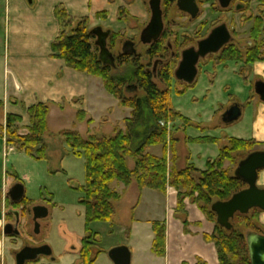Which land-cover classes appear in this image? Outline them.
<instances>
[{
	"label": "trees",
	"instance_id": "1",
	"mask_svg": "<svg viewBox=\"0 0 264 264\" xmlns=\"http://www.w3.org/2000/svg\"><path fill=\"white\" fill-rule=\"evenodd\" d=\"M169 2L174 3L173 0ZM54 15L59 25V35L51 46L52 57L63 60L68 68L76 72L101 79L106 91L119 102V106L132 110L130 118L124 120V129L117 130L112 137L91 135L85 139L77 131L70 130H64L58 135L68 144L71 155L82 158L85 163L86 184L79 188L82 195L80 205L85 209L87 227L79 251L81 263L95 264L103 252L99 248V235L94 233L90 226L98 222L114 224L115 204L121 200L122 195L112 186L118 183L128 188L136 183L140 190L151 189L161 193H166L168 187L174 188L178 193L176 214L183 221L185 232L190 225L186 201L191 200L197 205L199 210L215 224L213 234L205 235V240L215 245L219 264H251L246 236L237 229V226L261 233L256 230V224L262 212L253 210L248 215L237 214L232 222V230L227 231L217 225L216 215L211 207L216 202L229 201L233 195L247 188L242 181L231 174L229 169L225 168V163L230 162L236 167L249 154L259 151L257 148L261 145L253 140L231 138L229 145L221 149L219 157L207 162L205 171H200L193 165H188L182 170L170 169L166 151L169 129L167 125L161 126V123L181 120L185 126L191 125L188 119L174 109L171 102L174 67L172 61H167L170 51L168 44H165L170 31H167L159 42L153 44L145 57L150 59V62L146 61L148 67L151 66V61L163 60L161 64L159 63L157 75H154L153 72L147 71L148 67L142 63V57L139 55L118 57L116 69L104 66L99 60L96 39L89 30V18H75L64 6L57 7ZM97 15L105 20L108 17L107 12ZM126 18H131L129 11L127 8H120L118 21L123 22ZM119 37L118 34L112 33L110 46L108 44L110 50L115 47L116 39ZM251 40L253 46L246 52L238 48L223 50L219 54V63L232 62L252 69L256 63L264 62L262 17L255 19ZM122 66L128 67L125 74H113V71ZM155 79L165 85V89H160L154 82ZM130 84L136 86L138 91H142V96L136 95L135 92L127 95L125 90ZM25 112L30 123L26 129L27 133L20 134L18 128L23 118L10 114L6 117L5 125H0V137L3 138V133L6 132L7 145L14 146L18 151L36 160H46L48 145L45 138L49 135L50 105L37 104L26 108ZM86 116L87 113L80 111L77 114L78 122H83ZM93 123V120L89 119L88 125ZM154 146L164 147L162 158L147 153V150ZM235 154L242 156L236 158ZM129 160L134 161L133 169L128 165ZM25 204L31 205L32 202L25 200ZM153 232L155 239L152 252L157 257H165V223L153 224ZM198 264L206 263L199 260Z\"/></svg>",
	"mask_w": 264,
	"mask_h": 264
},
{
	"label": "rangeland",
	"instance_id": "2",
	"mask_svg": "<svg viewBox=\"0 0 264 264\" xmlns=\"http://www.w3.org/2000/svg\"><path fill=\"white\" fill-rule=\"evenodd\" d=\"M2 1L4 2L5 0L0 1V12L3 14L4 6L3 12L1 11ZM40 1L44 8L55 6V11L57 7L64 6L69 11V5L72 11L75 10L76 13L82 7H85V11L90 13L93 3L92 0H89L91 5L89 6V3L86 2L83 6L82 0H61V3L55 5L53 0ZM110 1L113 2L115 0ZM123 2L126 4L131 2V0H123ZM149 2L150 0H137L136 3L138 4L133 10L136 13V9L144 8L147 12L146 20L144 21L131 17L126 18L123 22L114 21L110 23V21H106L108 17L105 20L103 17L96 15L92 19L89 18V30L92 31L97 27H101L104 31L111 30L113 34L120 36L116 39V45L111 50L116 58L123 56L122 46L126 41L135 42L137 55L142 57V63L148 67L145 57L150 47L141 43L140 36L150 21ZM243 2L248 4V6L250 5L251 8L241 14L226 13L222 16L216 13L218 11L217 6H214V8L216 7L215 9L213 8L214 2L202 4L200 5V16L194 22H190L189 17L177 8L175 1L174 3H168L166 0H162L165 29L166 32L170 31L165 39V44L170 43L173 45L174 51H177L179 56V58L172 60V57H170L171 52H168L167 61H172L174 72L180 63L182 51L191 48L193 45L196 46L197 41L206 37L221 22H226L231 27H234L238 48H248L249 41L253 43L250 31L254 25L249 18L252 17L253 19L257 16L264 18V6L261 5L262 3L259 0H243ZM121 8L126 7L123 6ZM169 36L172 38L168 39ZM0 37L5 38L2 28H0ZM110 42L109 39V46ZM61 61L64 62L63 60ZM154 64L155 61H151V66L149 67L151 72L154 69ZM198 68L199 75L194 85L189 86L180 83L175 77L171 85V102L174 109L179 111L184 117L192 120L194 124L185 126L181 120H175L167 123V125L169 124L167 127L169 129L168 141H173L176 137L177 128L181 131L180 134L183 133L192 137L193 140L181 142V152L191 154L195 164L198 167L205 168L209 160H214L217 157L221 146L229 145L230 138H248L251 136L252 129L248 111L243 114L239 121L229 126L222 125L221 119L225 108L229 104H245L250 96H255L252 87L259 79L253 75L251 68H245L242 64L232 62L220 64L219 54L210 55L201 60ZM127 70V66H122L118 70L113 71V74L123 75ZM15 75L19 76V72L12 70V64L9 62L8 57L5 58L3 60V69H0V85L4 83L7 89L8 86H11V81ZM154 82L160 89H165V85L158 79H155ZM132 87L133 85L130 84L129 88L131 90L129 92L125 90L127 95H132L135 92L136 95L142 96V91H133ZM1 91L0 86V98L3 96ZM121 108L120 116H123L124 113H132L131 109ZM110 113L113 116V111ZM75 116V113L67 110V113H63L60 118L51 120L50 128L48 125L49 135L45 138V142L48 145V159L46 160H36L24 152L18 151L14 146L7 145L6 132L3 133V138L0 137V195H2V200H4L6 195L4 188L9 187L15 180H19L25 187V199L32 202L31 206L42 205L49 210V216L40 222V233L35 237L34 244L36 246L48 245L52 250V255L50 257L43 256L40 260L28 262L27 264H82L79 251L87 227L85 209L80 205L82 195L79 192V188L86 184L85 163L82 158H76L71 155L68 144L58 135L64 130H70L77 131L85 139L91 136L92 133L98 136H110L114 129L117 131L118 127L114 128V125H110L108 122H104L99 127L97 124L88 125L90 119L88 115L83 122H78V118ZM94 117L97 122H100L101 113H94ZM111 119L113 118L111 117ZM0 120H2V115H0ZM29 124L28 117L27 122L23 119L18 124L20 134L24 135L27 133L26 129ZM196 126L207 128L205 132L212 138L200 139V128ZM261 148L260 146L257 149ZM235 156L238 158L242 154H235ZM130 162L131 160H129ZM236 167L230 162L225 163V168L229 169L232 175H234ZM120 185L115 183L112 187L119 193ZM258 186L264 189V171L259 173ZM190 202L192 201L190 200ZM128 206L129 203L126 200L117 208L118 214L113 227L101 222L90 226L93 232L99 234V248L103 251L95 264H114L108 256L109 251L117 246H126L128 244L127 232L122 229V225H125L127 218ZM200 215L201 212L198 210L191 212L193 219ZM26 218L28 219V217ZM25 223L28 224L27 233L33 238L31 236L33 235L32 218L25 220ZM256 227V230L264 234L263 212L258 216ZM237 229L242 231L245 236L252 232L250 228L237 226ZM24 243L29 244L30 240L28 238H24V240L22 238L16 240L7 239V248L12 264H16L15 253L24 246ZM30 244H33V242Z\"/></svg>",
	"mask_w": 264,
	"mask_h": 264
},
{
	"label": "crops",
	"instance_id": "3",
	"mask_svg": "<svg viewBox=\"0 0 264 264\" xmlns=\"http://www.w3.org/2000/svg\"><path fill=\"white\" fill-rule=\"evenodd\" d=\"M31 1L33 4H30L28 0L2 1L1 11L3 12L4 6V13L0 12V28L4 31L5 38L0 37V69H3V60L8 57L12 70L18 71L19 76L15 75L11 86L7 89L4 83L0 85L3 94L0 98V115H2L0 124L5 125L6 117L10 114L21 116L27 122L25 109L42 103L50 105L49 128L51 120L60 118L63 113L70 110L76 114L75 117L80 111L87 113L94 122L92 125L97 124L99 127L106 121L110 125L113 124L114 128L118 127L117 130L124 129V120L130 118L131 113L120 116L122 108L119 107V102L109 95L101 79L76 72L68 68L60 59L52 58L51 46L59 35V28L53 14L55 6L44 8L40 0ZM53 1L55 5L61 3V0ZM136 1L131 0L125 4L123 0L113 2L92 0L90 13L85 11V7L76 13L69 5L68 12L73 17L91 19L98 13L107 12L106 21L111 23L118 21V10L124 6L131 17L144 21L147 16L144 8L136 9V13L133 12L138 4ZM86 2L90 1H81L83 6ZM88 5L90 6L91 3ZM252 72L257 79L264 81V62L256 63L252 67ZM231 105L233 106L229 104L225 108L224 113ZM238 105L242 109V116L249 112L252 134L248 138L236 139L256 141L262 147L259 150H262L264 148V103L255 95L250 96L245 104L238 103ZM94 113H101L100 122L95 120ZM188 120L191 125L194 124L192 120ZM222 125H224L223 122ZM196 127L200 128V139L212 138L206 134L207 128ZM180 132L177 128L176 137L173 142L169 140L166 147L169 168L182 170L188 165H193L196 169L205 171L206 166L198 167L191 154L181 152V142L193 139ZM115 133L116 129L108 137L114 136ZM226 146L227 144L221 146L214 160ZM147 153L162 158L164 147H151ZM128 165L130 169H133L134 161L131 160ZM12 184L4 188V192H7ZM118 191L122 195V200L115 204L116 217L117 208L126 200L129 203L127 218L122 229L128 235L129 241L126 247L131 251L132 264H198L199 260L206 264H219L215 245L205 240V235L213 234L215 224L199 210L197 205L187 200L186 211L190 225L185 232L183 221L176 214L178 193L174 188L168 187L166 193H161L151 189L140 190L137 184L133 183L128 188L121 184ZM193 210L201 212L196 219L191 217ZM5 212L0 205V264H12L7 248V238L3 235L6 223ZM155 223L166 225L165 257H157L152 252L155 239L153 224ZM110 226L113 227L114 224Z\"/></svg>",
	"mask_w": 264,
	"mask_h": 264
},
{
	"label": "water",
	"instance_id": "4",
	"mask_svg": "<svg viewBox=\"0 0 264 264\" xmlns=\"http://www.w3.org/2000/svg\"><path fill=\"white\" fill-rule=\"evenodd\" d=\"M33 4L31 0H28ZM220 5L225 9L230 6L232 0H218ZM178 9L189 14L192 19L199 16L200 9L196 0H178ZM149 9L151 19L146 28L142 31L140 41L144 46H152L158 42L164 33V18L161 0H150ZM95 37V45L99 49V60L104 66L117 68V58L110 50L108 41L112 31H104L103 28L97 27L91 31ZM231 35L225 25L215 28L210 35L200 41L197 47L186 49L182 52L181 61L174 72L175 79L186 85H193L199 75V63L201 60L210 55L218 54L225 46L229 44ZM122 55H137L135 42L128 40L122 46ZM157 66V64H156ZM155 66V67H156ZM137 91L136 86L132 87ZM128 87L126 91H130ZM255 95L264 103V81H257L254 84ZM242 117L240 105L234 104L222 116L224 125H232ZM264 171V151H256L249 154L245 159L240 161L234 177L242 181L247 188L235 195L229 201L216 202L212 205L211 210L216 215L217 225L221 228L231 231L232 222L237 214L248 215L253 210H259L264 213V189L258 186L259 173ZM8 197L14 203L21 202L25 197V187L17 184L9 191ZM35 220L45 219L49 212L45 207H35L33 210ZM13 226L8 224L4 227V235L19 236V232H12ZM39 232V224L36 225V233ZM248 252L251 264H264V235L251 232L246 236ZM51 256V251L47 247L30 248L26 247L16 255V264H27L36 261L40 256ZM109 258L114 264H132V254L128 247L121 246L113 248L108 253Z\"/></svg>",
	"mask_w": 264,
	"mask_h": 264
},
{
	"label": "flooded vegetation",
	"instance_id": "5",
	"mask_svg": "<svg viewBox=\"0 0 264 264\" xmlns=\"http://www.w3.org/2000/svg\"><path fill=\"white\" fill-rule=\"evenodd\" d=\"M162 1V0H161ZM169 1H171V0H166V2H169ZM173 1H175L176 2V5H177V2H178V0H173ZM196 2H197V4H198V6H199V9H200V5H202V4H209V3H211V2H214L215 4L213 5V8H214V6H217V10L218 11H216V13H219V14H221L220 16H222V15H225L226 13L228 14V13H234V14H241V13H243V12H246L247 10H249L251 7H250V5L248 6V4H246V3H244L243 2V0H232L231 1V3H230V6L226 9H224L221 5H220V3H219V1L218 0H196ZM262 4L261 5H263L264 6V1L262 2V1H260ZM149 5V4H148ZM178 8V7H177ZM216 8V7H215ZM214 8V9H215ZM151 13V12H150ZM183 13V12H182ZM164 14V13H163ZM183 14H185V15H187L188 17H189V20H190V22H194L199 16H200V13H199V16L196 18V19H192V17L189 15V14H186V13H183ZM258 17V16H257ZM257 17H255V18H253L252 19V17H250L249 18V20H250V22H252L253 23V25H254V22H255V19L257 18ZM261 17V16H260ZM163 18H164V33H163V35H162V37H161V39L163 38V36H164V34L166 33V29H165V17H164V15H163ZM150 19H151V16H150ZM264 19V18H263ZM150 22V21H149ZM221 25H225L226 27H227V29H228V31H229V33H230V35H231V40H230V42H229V44L227 45V46H225L218 54H220L223 50H225V49H228V48H238V44H237V42H236V40H237V37H236V32H235V29H234V27H231L230 25H228L226 22L225 23H223V22H221L219 25H217L216 27H214L210 32H209V34L206 36V37H204V38H202V39H200L199 41H197V44H196V46H192L191 48H194V47H197V45H198V43L200 42V41H202V40H204V39H206L209 35H210V33L215 29V28H217V27H219V26H221ZM252 30V29H251ZM250 36H251V31H250ZM172 37H170V39H171ZM160 39V40H161ZM159 40V41H160ZM158 41V42H159ZM157 43V42H156ZM168 49H169V51L171 52V56L170 57H172V60H175L177 57H179L178 56V53H177V51H174V46L173 45H171L170 43H168ZM153 46V45H152ZM152 46H149L150 47V49H151V47ZM252 46H253V43L252 42H250L249 41V44H248V48H244V47H242V49H240V48H238L240 51H242V52H246V51H248V50H250L251 48H252ZM189 49V48H188ZM186 50V49H185ZM184 51V50H183ZM182 51V52H183ZM182 55V54H181ZM145 61H147V62H150V59L149 58H146L145 59ZM181 61V60H180ZM163 62V60H161V59H157L156 61H155V66H156V64H157V66L155 67L154 66V69L152 70V72L154 73V75L156 74L157 75V70H158V68H159V66H160V64ZM160 63V64H159ZM236 64V63H235ZM147 71L148 72H150L151 70H150V68L148 67V69H147ZM17 184H22L20 181H14L13 182V184H12V186L9 188V190L6 192V195H5V193H4V195H5V198H4V200H2V195H0V205L1 206H3L4 207V210L6 211L5 212V218H6V223H5V225H4V227L6 226V225H8V224H11L12 226H13V229H12V232H16V230L19 232V236H16V235H12V236H5L4 235V233H3V235L8 239H11V240H16V239H19V238H22L23 240H24V238H28L29 240H30V243H32L33 242V244H25L24 243V246L18 251V252H16L15 253V260H16V255L19 253V252H21L24 248H26V247H30V248H42V247H47L50 251H51V255H52V250H51V248L48 246V245H41V246H36L35 244H34V241H35V237H37L38 235H39V233H40V229H41V225H40V222L43 220V219H39V220H35V214H34V212H33V210H34V208L35 207H45V206H42V205H38V206H31V205H27V204H25V197H24V199L21 201V202H19V203H14L12 200H11V198L10 197H8L7 196V194L9 193V191L12 189V187H14L15 185H17ZM4 197V196H3ZM2 202H3V205H2ZM46 208V207H45ZM48 212H49V210H48ZM49 216V215H48ZM26 217H28V219H30V218H32V224H33V227H32V234L33 235H31V236H33V238H31L30 237V234H28L27 233V229H28V224H26L25 223V220H28ZM37 224H39V232L38 233H36V225ZM3 232H4V228H3ZM261 234V233H260ZM264 235V234H263ZM74 250H75V248H74ZM44 255H42V256H40L36 261H38V260H40L42 257H43ZM46 257H50V256H46ZM36 261H33V262H36Z\"/></svg>",
	"mask_w": 264,
	"mask_h": 264
},
{
	"label": "built area",
	"instance_id": "6",
	"mask_svg": "<svg viewBox=\"0 0 264 264\" xmlns=\"http://www.w3.org/2000/svg\"><path fill=\"white\" fill-rule=\"evenodd\" d=\"M165 125H167V124H166V123H164V122H162V123H161V126H165ZM168 125H169V124H168ZM168 125H167V126H168Z\"/></svg>",
	"mask_w": 264,
	"mask_h": 264
}]
</instances>
